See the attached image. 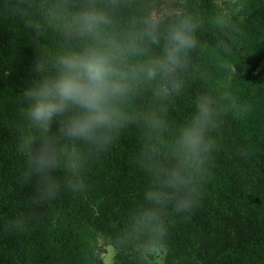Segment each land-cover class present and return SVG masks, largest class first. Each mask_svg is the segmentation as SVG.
Wrapping results in <instances>:
<instances>
[{
    "label": "clouds",
    "instance_id": "9594fccd",
    "mask_svg": "<svg viewBox=\"0 0 264 264\" xmlns=\"http://www.w3.org/2000/svg\"><path fill=\"white\" fill-rule=\"evenodd\" d=\"M33 8L40 12L36 19ZM123 10L131 11L118 19ZM0 13L23 20L35 53L32 77L19 94L16 144L24 158L20 181L34 180L35 190L29 210L11 227H26L37 209L63 193L85 194L91 158L108 152L140 119L151 143L141 149L137 166L149 183L130 208L129 227L164 244L169 218L201 205L220 151L217 130L223 118L230 113L240 119L251 111L247 102L236 103L227 86L219 95L197 93L192 112L174 133L160 111L142 116L129 111L131 99L142 92H151L160 104L183 94L194 59L210 47L202 38L204 16L190 0H0ZM208 25L223 35L214 44L226 57L239 31L233 18L215 14ZM48 29L64 42L50 48L43 42Z\"/></svg>",
    "mask_w": 264,
    "mask_h": 264
},
{
    "label": "trees",
    "instance_id": "16d2710c",
    "mask_svg": "<svg viewBox=\"0 0 264 264\" xmlns=\"http://www.w3.org/2000/svg\"><path fill=\"white\" fill-rule=\"evenodd\" d=\"M190 2L205 18L208 54L194 59L183 94L160 104L151 92H142L131 99L129 111L138 116L160 111L174 133L192 112L197 93L219 95L226 86L236 103L247 102L251 111L240 119L230 113L223 118L217 130L220 151L201 205L169 218L170 234L162 245L129 227L130 208L149 183L137 166L141 149L151 143L140 119L108 152L91 158L85 194L63 193L37 209L26 227H11L29 210L35 190L34 180L21 183L24 158L16 152L19 94L32 77L35 53L23 20L0 13V264H106L110 248L113 264H264V0ZM130 11L117 18L126 19ZM215 14L232 17L239 29L226 57L214 44L223 35L208 25ZM30 15L36 19L40 12L33 8ZM43 42L56 48L64 41L48 29Z\"/></svg>",
    "mask_w": 264,
    "mask_h": 264
},
{
    "label": "rangeland",
    "instance_id": "374dc122",
    "mask_svg": "<svg viewBox=\"0 0 264 264\" xmlns=\"http://www.w3.org/2000/svg\"><path fill=\"white\" fill-rule=\"evenodd\" d=\"M113 256H114V251L112 248H110L105 255V263L106 264H113Z\"/></svg>",
    "mask_w": 264,
    "mask_h": 264
}]
</instances>
